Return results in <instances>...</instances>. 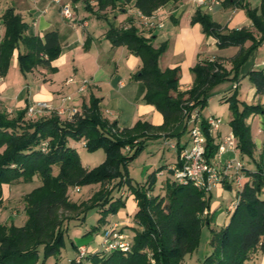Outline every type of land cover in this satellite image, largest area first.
Masks as SVG:
<instances>
[{
    "label": "trees",
    "instance_id": "obj_1",
    "mask_svg": "<svg viewBox=\"0 0 264 264\" xmlns=\"http://www.w3.org/2000/svg\"><path fill=\"white\" fill-rule=\"evenodd\" d=\"M178 1L97 0V13L102 17L101 13L108 9L119 7L125 11L126 6L132 5L151 16L166 4ZM85 2L92 9L90 1ZM243 2L233 3L246 10L255 31L247 28L227 31L199 11L193 17L192 22L201 23L204 33L215 37L220 48L238 46L240 51L230 60L231 68L218 59L198 62L192 69L194 85L186 92L180 91L179 67L166 70L160 67L167 45L155 47L152 38L140 34L134 25L108 30L107 38L113 45L126 46L142 59V67L134 78L146 85L144 100L163 115L162 125L140 120L131 128H120L118 121L112 122L103 115L95 97H91L82 115L73 120L57 114L30 119L28 107L11 115L2 108L0 100V196L3 185L31 182L37 176L42 180L41 186L23 197L26 223L23 226L0 223V264H45L48 258L58 256L66 247L73 219L70 214L76 213L84 220L90 211H99L98 226L91 230L96 231L106 224L109 215L125 208L123 196L116 197L124 187L138 204L134 218L139 228L135 229L131 250H100L71 264H152L150 255L156 264H184L186 255L199 245L203 225L212 224L211 196L192 184H177L174 180L166 182L165 194L153 195L157 174L163 168L153 172L146 183L136 184L129 174V165L142 154L148 142L161 138H177L180 154L186 146L180 140L189 130L190 115L195 110L201 114L208 106L211 91L221 83H239L242 66L264 42V4L253 9ZM0 25L5 27L0 42V77L7 75L14 52L20 47L24 48L18 55L23 74L38 66L55 71L51 63L62 53L57 30L46 32L43 39L27 34L28 23L13 7L0 15ZM248 41L252 44L246 47ZM248 79L256 94L264 96V69L250 70ZM233 90L226 98L231 113L229 126L236 138V149L242 156L248 155L255 168H244L250 180L239 191L229 223L213 237L216 251L207 257L206 264H249L257 250L264 253V141L256 159V143L249 123L252 116L264 115V105L243 101L238 85ZM201 121L206 136L205 155L211 161L219 152L221 137L211 135L206 117ZM182 124L183 129L172 134ZM70 140L85 142L91 152L104 149L106 160L87 168L77 149L69 145ZM44 141L48 142L47 151L41 149ZM96 184H100V189L90 199L81 203L72 200V189ZM225 188L230 189L231 185L225 184Z\"/></svg>",
    "mask_w": 264,
    "mask_h": 264
},
{
    "label": "crops",
    "instance_id": "obj_2",
    "mask_svg": "<svg viewBox=\"0 0 264 264\" xmlns=\"http://www.w3.org/2000/svg\"><path fill=\"white\" fill-rule=\"evenodd\" d=\"M89 1L92 9L87 6L85 0L74 3L76 18L75 20H70L62 14L61 7L54 4L51 0H0V15L8 8L13 7L17 13L22 15L24 21L28 23L27 34L39 36L43 39L46 32L57 30L62 43L61 55L51 63V67L55 68V71L44 66H38L31 72L23 74L20 70L18 55L20 51H24V48L20 47V50L14 52L7 75L0 77V100L4 110L11 115H15L31 104L40 101L59 106L61 98L72 96L74 98L73 105L79 107L83 113L84 107L90 105L91 97H95L99 99V106L103 115L112 122L118 121L120 128H131L140 120L159 126L164 123L163 115L154 105L148 104L144 100L146 85L144 82L134 78L142 67V59L132 53L128 47L112 44L107 38V32L111 27L117 29L134 25L140 34L147 38H152L155 47L167 45V50L160 58L159 64L162 70L180 68L181 92H186L193 87L195 75L192 69L198 62L218 59L227 68H231L230 60L240 51L238 46L220 48L215 37L204 33L201 23H193V17L198 11L201 14H206L212 21L227 31L243 28L255 31L253 22L246 10L241 6H235L233 3L235 0H220V4L214 5L211 10L207 7H199L194 0L170 2L157 10L165 14V26L153 30L145 28L141 24L139 10L132 5L126 6L125 11H121L119 7L108 9L101 13L102 17H98L97 0ZM244 2L253 9H259L264 4V0H244ZM4 35L5 27L1 25L0 42ZM251 44L252 42L248 41L246 47ZM263 48L264 43L255 52H252L247 66L241 68L239 83L228 81L233 83V87L236 84L238 85L239 93L243 83L249 80L248 73L250 70L264 69V56L261 55ZM71 76L76 77V82L68 84L67 81ZM81 79H90L91 81L89 90L84 94L78 92ZM246 91L249 100L253 103L264 105V96L257 95L256 88L251 83L246 88ZM240 98L242 99L241 95ZM51 115L53 113L39 115L38 117ZM209 116L215 115H208L207 117ZM260 117L261 115L252 116L249 119L251 126ZM183 126L184 124L178 126L172 134H178L183 129ZM230 134H232L230 126L229 129H222L221 126V130L218 133L219 137L225 138ZM189 140L190 135L188 138L183 135L180 143L182 146H187ZM154 142L159 146V150L156 153H159L161 162H164L155 169L163 168L157 174V180L166 184L168 180L173 181L169 167L177 163L179 154L177 149L171 146L176 145L178 141L177 138H161ZM81 144L84 146L85 142L82 141ZM172 150L175 153V160L168 161L169 159L167 158H169L168 156H170ZM231 158L239 159L246 165L244 158L240 157V152L237 149L229 151L223 156L224 161ZM86 167L91 168L89 166ZM148 167L147 170L151 168ZM154 171L152 169V173ZM150 174L151 171L149 170L147 175ZM147 175L146 177L144 176L146 181ZM35 178L38 179L35 187L37 188L42 185V180L38 176ZM249 180L244 171L240 185L233 182L229 183L231 186L232 184L237 185L235 191L237 200L239 191ZM141 184L144 183L142 182ZM10 186L13 187V185L2 186L3 195L0 197V201H4L8 197L5 190L6 187ZM99 187L100 184L90 185L80 187L79 190L74 188L70 192L77 195V197L82 196L83 200H88L94 192L99 190ZM218 187L226 190L225 185H218ZM5 194L6 196H4ZM153 195L156 194L153 192ZM119 196H123L126 203L125 208L116 215H109L106 219V224L101 225L96 231H91L92 228L87 229L85 235H90L88 243L71 241L75 252L73 260L76 259L79 248L82 246H85L89 253L100 251L102 233L112 224H119L127 235L132 233L133 235L131 236H134L135 229L139 228L134 218L138 211L137 201L135 196L126 189H122L116 194V197ZM24 207L23 201L21 210H17L13 214L11 212L7 214L0 208V223L9 225L14 223L17 226H23L27 221ZM228 207L224 211L231 215L232 212L228 210ZM218 211L222 212L223 208L219 207L216 212ZM98 213L97 219L99 220L101 213L99 211ZM229 220L230 216L225 219L224 226L229 223ZM214 222L215 217L212 215V223ZM80 223L84 225L85 221L82 220ZM78 238L76 237V239ZM253 262L254 264H264V253L262 250L259 249L251 255L249 264H253Z\"/></svg>",
    "mask_w": 264,
    "mask_h": 264
},
{
    "label": "rangeland",
    "instance_id": "obj_3",
    "mask_svg": "<svg viewBox=\"0 0 264 264\" xmlns=\"http://www.w3.org/2000/svg\"><path fill=\"white\" fill-rule=\"evenodd\" d=\"M256 50L257 49H255L254 52ZM261 55L264 56V48ZM249 59L250 57L242 67L247 66ZM233 83L225 81L211 91L210 98L208 100V106L201 112V114H199L200 118L207 117L208 115H215L221 119L223 123L222 129L224 128L229 129L230 109H229V104L226 102V98L230 97L233 94L234 91L233 89L237 87V84L236 87L235 86L233 87ZM249 84H250L249 80H246L243 83L240 89V93L242 94L240 95L242 96L243 101H246L249 104H253V102L247 98L246 88L249 86ZM189 126L190 127L188 132L185 134V138L189 137L191 124ZM260 129H262V131H260ZM251 130L256 143V148L254 150V157L258 159L264 141V115H261V117L255 121V123L251 127ZM81 142L82 141L70 140L69 145L77 149V151L80 153L81 160L84 163V165L89 166L92 169L104 163V161L106 160V152L104 149H98L96 151L91 152L88 150V148L85 145L83 146ZM158 150H159V146L154 141H150L148 142L146 149L142 152V154L135 161L130 163L129 174L132 178L133 183L136 184L138 183L141 184L142 182L146 183L149 180V176L152 174V169L154 171L158 166L164 163L163 161L161 162V156L159 155V153H156V151ZM168 157H169L167 158L169 159L168 161L175 160V153L173 150L171 151V154ZM240 157L244 158V161L246 163L245 166L247 169L253 170L255 168L252 159L248 155L242 156L240 154ZM148 165L151 168L147 170ZM149 170L151 171V174L147 175ZM170 172L173 178V173L172 171ZM146 175L148 177L147 181L144 180V176L146 177ZM37 180H38L37 178H34L31 182L18 181L13 184H10L13 185V187L11 186L6 187L5 193L8 194V197L5 198L4 201H0V208L3 209V211H5L7 214L10 212L13 214V212L17 210H21L23 206L24 195L27 192H29L31 189L36 187L38 182ZM125 189L129 191L127 187H124V190ZM236 189H237L236 184H232L231 188L226 190H224V188L220 189L219 187L218 188L215 187L213 188L212 192L208 194L211 196V210H210L211 220H212V215H214L215 222L212 223L210 226L207 224L203 225L199 245L192 253H188L186 255L184 261L185 264H206L207 257L212 255L216 251V246L212 243V239L223 229L225 219L228 216H231L227 211H224V209H227L229 204H233L237 200V197L235 196ZM165 190H166L165 182L163 181L158 182L157 180L153 192L155 194H160V193L165 194ZM6 194L4 196H6ZM2 195H3V191H2ZM2 195L0 197H2ZM71 197L73 201H76L78 203L87 201V200H83L82 196L77 197V195L75 194H71ZM219 207L223 208L222 212L219 211L216 212ZM97 214H99L97 210H92L89 213H87L84 219L85 221L84 225L80 223L82 221L81 216H79L76 213L70 214L73 219L69 223V232L66 238V247L62 249L61 253L58 256H53L48 258L45 264H71L75 257V252L73 250L71 241L74 240L77 243L79 241H80L79 243L89 242L90 235H85V234L87 233L86 232L87 229H91L98 226ZM128 235L130 236L129 237L130 240H133L134 236H131L133 234L129 233ZM76 237L79 238L76 239ZM75 261L77 262L76 259Z\"/></svg>",
    "mask_w": 264,
    "mask_h": 264
},
{
    "label": "built area",
    "instance_id": "obj_4",
    "mask_svg": "<svg viewBox=\"0 0 264 264\" xmlns=\"http://www.w3.org/2000/svg\"><path fill=\"white\" fill-rule=\"evenodd\" d=\"M51 1L61 7L62 14L67 19L75 20L76 15L73 0ZM194 2L199 7H207L210 10L214 5L220 4V0H194ZM138 13L141 18V24L145 28L153 30L165 26L166 16L159 11H155L151 16H146L140 11ZM67 82L68 84L75 83L76 77L71 76ZM79 83L78 92L80 94L86 93L90 88V79H81ZM73 102L74 98L72 96L61 98L59 106H55L54 104L45 101L35 102L28 107L27 117L34 119L39 115L53 113L62 118L73 120L82 114L80 108L73 105ZM201 122L199 112L195 110L190 115L189 120V124H191L189 143L178 155L177 163L169 167V170L173 173L174 181L177 184H192L196 188L205 191L207 194L211 193L213 188L218 185L224 186L225 184L232 182L240 185L245 168L244 162L236 158L227 159L225 161L223 159L225 153L236 150V138L233 133L225 138H220L219 152L216 157L210 161L205 155L206 136L201 127ZM206 122L211 135L218 137V133L222 126L221 119L215 116H209L206 117ZM171 147L177 149L176 145H172ZM41 149L47 151L48 142H42ZM75 189L79 190L80 187H76ZM237 203L238 201L231 204L228 207V210L233 211ZM204 213L206 214L207 211ZM132 246L133 241L130 240L129 236L120 228L119 224L115 223L110 225L102 233L100 250L107 252H128L131 250ZM88 253L89 251L85 246L80 247L76 257L77 262H81ZM150 259L152 264H156L152 255H150Z\"/></svg>",
    "mask_w": 264,
    "mask_h": 264
}]
</instances>
